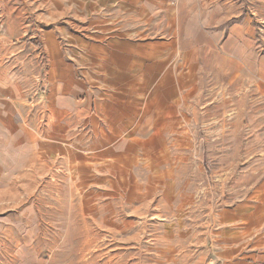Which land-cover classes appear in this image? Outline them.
<instances>
[{
	"label": "rangeland",
	"instance_id": "374dc122",
	"mask_svg": "<svg viewBox=\"0 0 264 264\" xmlns=\"http://www.w3.org/2000/svg\"><path fill=\"white\" fill-rule=\"evenodd\" d=\"M262 3L0 0V62L48 68L51 113L48 156L0 162V264H264V98L233 60L250 25L264 55Z\"/></svg>",
	"mask_w": 264,
	"mask_h": 264
},
{
	"label": "crops",
	"instance_id": "0c3cea01",
	"mask_svg": "<svg viewBox=\"0 0 264 264\" xmlns=\"http://www.w3.org/2000/svg\"><path fill=\"white\" fill-rule=\"evenodd\" d=\"M256 9V14L264 18V3L258 5ZM239 29L241 30V26H235V30ZM248 29L249 41H235L233 60L240 65L243 58L250 59L251 79L256 83V88L260 89L259 98H264V55L260 54L258 42L253 40L254 33L257 34L256 27L250 25ZM248 50L251 51L249 56L246 54ZM3 59L0 62V162H34L39 160L35 158V146L38 149L41 146L42 152L46 151L45 156L49 155L50 96L49 94L43 96L44 86L49 85L48 68L44 77L43 67H41L40 79L37 77L34 83L27 77L28 73L31 74L33 71L27 73L26 66L18 68L10 57ZM64 84L63 81L58 83L62 94H64ZM61 100L57 101L58 105L65 103V97ZM78 110L77 116L80 119L81 113L80 109ZM29 115H36L35 128L28 121ZM73 115L76 116L75 111ZM128 128L129 124L125 121V129ZM26 130H31V133H25ZM35 139L37 141L42 139V142L34 144ZM40 156L44 157V154Z\"/></svg>",
	"mask_w": 264,
	"mask_h": 264
}]
</instances>
